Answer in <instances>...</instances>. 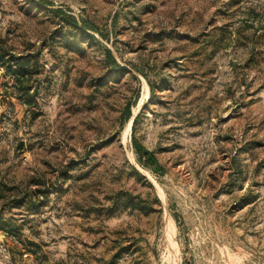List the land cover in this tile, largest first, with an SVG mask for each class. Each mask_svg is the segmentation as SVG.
Masks as SVG:
<instances>
[{
    "label": "rangeland",
    "instance_id": "rangeland-1",
    "mask_svg": "<svg viewBox=\"0 0 264 264\" xmlns=\"http://www.w3.org/2000/svg\"><path fill=\"white\" fill-rule=\"evenodd\" d=\"M0 40V264H264V0H0Z\"/></svg>",
    "mask_w": 264,
    "mask_h": 264
},
{
    "label": "trees",
    "instance_id": "trees-1",
    "mask_svg": "<svg viewBox=\"0 0 264 264\" xmlns=\"http://www.w3.org/2000/svg\"><path fill=\"white\" fill-rule=\"evenodd\" d=\"M56 15H60L62 18V21L66 22L69 26H71L74 29H81L83 31H99L98 26L92 22L88 18H75L73 15L65 13V11L61 9L55 10ZM1 42V40H0ZM104 52L106 55V59L109 62V64L118 67V64L116 63L115 59L113 58L111 51L108 48H104ZM37 61L36 58H34L31 54L25 55V56H14L10 54L1 44H0V68L3 69L4 75H13L16 78V82L22 83L24 81L25 76H29L32 74L31 68H34L35 72L37 73ZM28 86H23L22 90L28 91ZM130 108L129 104L125 105L124 108V118L128 119L130 117ZM137 117L133 120V125L136 122ZM132 144L135 150V153L137 154L138 161L146 167H150L154 169L156 166V159L153 155V152L146 149L142 144H140L135 137L132 138ZM122 199V198H121ZM119 196L115 198V200L112 201V205L109 208V211H114L116 207L119 205V201H123V205L126 204V202L129 201V198H125V200H121ZM1 225H6V222L4 219L0 216V227ZM6 231H9V226H6ZM8 233V232H7Z\"/></svg>",
    "mask_w": 264,
    "mask_h": 264
}]
</instances>
